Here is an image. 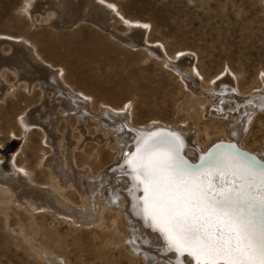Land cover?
I'll return each instance as SVG.
<instances>
[{"label": "rangeland", "instance_id": "374dc122", "mask_svg": "<svg viewBox=\"0 0 264 264\" xmlns=\"http://www.w3.org/2000/svg\"><path fill=\"white\" fill-rule=\"evenodd\" d=\"M36 1L0 0V38L25 39L46 61L66 69L70 84L93 97L91 112H97L101 103L130 109L128 120L134 128L163 122L186 127L206 142L209 136L222 133L225 125L206 114L209 99L202 85L228 74L244 90L264 86V0H107L125 18L142 25L146 41L157 46L152 51L143 45L126 46L113 36V28L132 33L117 21H111L110 30L103 34L84 23L55 27L45 11H31L30 4ZM4 48L8 51L10 45ZM187 58L190 63L185 62ZM191 66L204 78L198 85L185 77ZM7 79L9 83L16 80L13 75ZM22 90L10 87L8 98L0 100V171L11 173L14 163L24 166L36 184L60 192L72 204L68 208L80 211L79 215L99 210L104 198L92 199L77 184L115 165L118 151L107 146V138L100 133L93 137L97 127L93 122L89 125L92 136L88 134L89 139L80 143L77 133L72 134V143H62V126L52 147L41 128L22 123L23 112L30 105L29 110L36 108L41 99L39 94L26 99ZM255 116L244 137L248 146L260 150L264 149V114L256 120ZM100 135L101 143L95 142ZM3 188L0 181V264H156L128 247L132 230L125 214L117 217L116 211L101 209L99 221L87 224L81 216L76 221L54 209L26 208ZM115 221H119L118 233L111 227ZM144 237L157 240L153 234Z\"/></svg>", "mask_w": 264, "mask_h": 264}, {"label": "bare ground", "instance_id": "6f19581e", "mask_svg": "<svg viewBox=\"0 0 264 264\" xmlns=\"http://www.w3.org/2000/svg\"><path fill=\"white\" fill-rule=\"evenodd\" d=\"M30 5L33 12L45 11L55 27H75L84 23L82 25H92V27L97 28V31L98 29L101 30L102 33V31L107 29L110 30L108 24L111 21L124 23L132 33L123 34L116 31L115 28L110 33L126 44V46L143 45L148 49L153 48L150 51L155 50L154 47L157 48L156 45L146 41V38H144L145 30H143L144 28L141 27V24L125 18L117 10L115 4L109 3L107 0H38L36 4ZM48 12L52 14V17L48 16ZM27 42L25 39L9 35H4V37L0 38V100L4 101L8 98V89L10 90V87L18 88V90L23 89L26 99L27 95L36 96L39 94L41 97L40 104L32 110H29L32 106L30 105L21 115V121L26 127L36 125L41 128L45 133L44 139L46 142L54 147L52 140L56 139V131L60 130L62 126L64 127L63 134L61 133L63 135L62 143L65 144L67 141L72 143L71 136L73 133L74 135L75 133L79 134L80 143L89 139L88 134H92L93 131H90V122H93L97 126L95 127V132L93 131V137L99 133L106 137L107 146L111 144L112 148L118 151L119 160L115 159L118 162L115 165L106 167L99 177L93 179V177L87 175L82 182H78L77 186L83 191L82 193H89L94 200L101 197L105 200V203L97 206L99 210H88V213L81 212V215H79L80 211L75 208H68L72 204L60 195V192L53 190V187H42V184L41 186L36 184L32 180L28 168L16 163H14V169L11 173L0 171V181L5 186L3 188L4 191L7 192L8 190V193L12 195V200L15 199L17 202H21L26 208L30 209L33 205V210L34 206L37 209H54L59 214L74 217L76 221H81V217H84L87 224H91L92 220L99 221L101 209L116 211L117 217L119 214H125L131 223L132 232L127 238L128 241L130 240L128 247L131 251L136 252L138 255L152 258L156 264L159 263L157 261H162L166 264H185L184 260L188 261L186 262L188 264H195L194 259L187 253L181 254L174 249L170 250L164 237L159 231L154 230L151 220L143 212L144 193L142 185L138 184L135 179V173L128 162L131 161V156H134L133 159L135 158L139 147H142L146 142H150L153 135L163 134L171 142L169 145L162 146L163 148L173 149L178 152L179 159L181 154L182 157L185 156L188 159L189 163L200 160L198 167L194 169L191 167L195 165L188 166L184 163L190 172L203 173L212 171L221 163L249 167L257 172L264 171V165L258 164L252 157H246L223 144H218L212 151L213 153L204 159L210 153L211 145L219 141H228L233 142L232 144L241 147L245 152L252 153L264 161V149L258 150L248 146L244 137L246 135L244 133L246 127L254 123L250 124V119L258 113L257 110H260V112L255 116V120L259 115L264 114V86L244 90L240 87L238 80L236 81L228 74L215 77L212 84L202 85L204 93L209 99L206 114L210 113L214 116L213 118H216L218 123L224 124L225 130L216 136H209L206 142H201L198 134L192 136L188 129L183 126L157 122L134 128L129 123L130 120H128L131 114L130 109H117L114 106L112 108V105L110 107V105L101 103V101L99 110L97 112L94 111L96 114L93 111L92 113L93 97L81 89L79 90V88L78 90L75 89L68 81L66 69L64 70L63 67L54 66L53 63L46 61L38 50L28 46ZM4 45H10V49L7 51ZM190 61L191 58L185 60L187 63H190ZM175 69L180 73L184 72L178 66ZM12 75L16 80L9 83L7 77ZM185 77L188 78V83H191V85L192 83L198 85V81L204 79L201 78L197 68L193 66L187 71ZM30 96L28 97L29 99ZM159 125L169 127V130H166L167 133H163L159 129H155L151 132L152 134L149 133V130ZM91 134L90 136H92ZM101 135L96 136L95 142L101 143ZM195 139L201 145L196 144L194 142ZM85 144L88 143L86 142ZM89 145L92 144L87 146ZM77 147L79 148L80 146ZM134 150L135 155L133 154ZM206 152L207 154H205ZM209 158H212L211 164L206 163ZM49 160L50 162L52 161L51 159ZM66 160L65 163L68 164ZM227 179L231 180L233 178L228 177ZM110 180H113V182L110 183ZM64 184L67 185L66 182ZM105 194L108 196H105ZM70 210H72V213H69ZM114 218H112V221ZM118 222L115 221L113 226H111L113 232L118 233L116 226L119 225L116 224ZM143 231L144 234H142ZM152 234L157 240L149 237L146 240L144 239V236L147 237ZM159 238H161L160 243H158Z\"/></svg>", "mask_w": 264, "mask_h": 264}, {"label": "snow or ice", "instance_id": "6c2138e0", "mask_svg": "<svg viewBox=\"0 0 264 264\" xmlns=\"http://www.w3.org/2000/svg\"><path fill=\"white\" fill-rule=\"evenodd\" d=\"M170 143L153 135L128 162L154 230L195 264H264V171L221 163L190 172L178 152L162 147Z\"/></svg>", "mask_w": 264, "mask_h": 264}, {"label": "water", "instance_id": "95a60500", "mask_svg": "<svg viewBox=\"0 0 264 264\" xmlns=\"http://www.w3.org/2000/svg\"><path fill=\"white\" fill-rule=\"evenodd\" d=\"M155 129H159V130H161L163 133H167L166 130H169V127H167V126H163V125H159V126L155 127L154 129L149 130V133L152 134L151 132H153ZM232 143H233V142L219 141V142H217V143L211 145V148L209 149L210 151L208 150L210 153L207 154V152H208V151H207V152L205 153V154H207V155L204 157V159H206L210 154L213 153L212 151H214V149L217 147L218 144H223V145H225V146L231 147L232 149L236 150L238 153L243 154V155L246 156V157H252L253 160H255L258 164L264 165V161H263V160H260L258 157L254 156L252 153L245 152L244 149H242L241 147H238L236 144H232ZM133 152H134L133 154L135 155V150H134ZM179 154H180V153H179ZM131 157H132V158H131V160H132L134 156H131ZM180 160L183 161V162H184L185 164H187L188 166H193V165H195V166L191 167V168H193V169L196 168V167H198L197 165L200 163V160H198V161H196V162H191V163H189V162L187 161L188 159H187L185 156L182 157L181 154H180Z\"/></svg>", "mask_w": 264, "mask_h": 264}]
</instances>
